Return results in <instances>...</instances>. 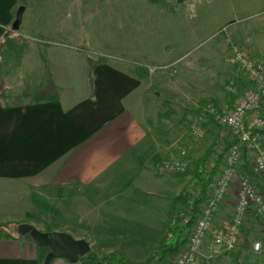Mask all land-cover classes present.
<instances>
[{
  "label": "crops",
  "instance_id": "0c3cea01",
  "mask_svg": "<svg viewBox=\"0 0 264 264\" xmlns=\"http://www.w3.org/2000/svg\"><path fill=\"white\" fill-rule=\"evenodd\" d=\"M28 2L14 32L17 1L0 0V192L6 194L5 222L67 233L87 241L98 256L120 250L141 263L165 236L173 200L188 186V177L164 175L160 169L162 162L180 157L178 149L185 142L160 139L148 126L146 114L159 97L156 77L95 62L57 42L29 39L23 28ZM30 192L38 194L36 212L56 211L55 228L28 221L34 210L23 196L18 202L12 198ZM226 202L215 218L217 227L233 213ZM63 224L68 229L60 228ZM249 239L234 251H223L213 263L244 264L239 262L251 254ZM47 253L31 239H0V264H43ZM262 253L264 258V248ZM49 264L71 263L53 259Z\"/></svg>",
  "mask_w": 264,
  "mask_h": 264
},
{
  "label": "rangeland",
  "instance_id": "374dc122",
  "mask_svg": "<svg viewBox=\"0 0 264 264\" xmlns=\"http://www.w3.org/2000/svg\"><path fill=\"white\" fill-rule=\"evenodd\" d=\"M28 4L23 28L29 39L57 42L60 47L84 53L95 62L102 60L117 68H136L156 77L159 97L146 114L148 126L160 139L174 142L182 138L185 143L178 151L179 155L180 150L186 151L187 169L218 140L213 150L215 155L208 156L205 162L215 166L212 170L204 168L208 197L220 175L226 151L223 141L230 136L207 119L202 124L205 135L197 139L190 123L207 104L220 111H230L250 87L246 75L231 63V46L252 58L264 60V0H185L183 3L176 0H30ZM230 82L235 84L233 91L228 88ZM160 94L171 101L163 100ZM246 158L249 162V157ZM255 175L248 178L264 194V176ZM188 180L187 191L197 194L200 187L191 176ZM234 189L227 198L229 210L234 207ZM5 195L0 192V225L8 220L2 208ZM21 196L34 210L28 221L39 220L44 225L41 228H55L54 209L35 211L39 206L37 192L12 194L17 202ZM225 203L221 208H226L228 203ZM17 207L20 208L19 204ZM177 214L172 218L175 235L188 239L194 225L186 227L190 210ZM247 227L250 243L260 238L255 220L248 221ZM60 228L68 229V225ZM221 253L198 263L215 264L213 260ZM261 253H251L250 259L247 257L239 263L264 264ZM177 256L166 257L161 264H172Z\"/></svg>",
  "mask_w": 264,
  "mask_h": 264
},
{
  "label": "built area",
  "instance_id": "2783aa9c",
  "mask_svg": "<svg viewBox=\"0 0 264 264\" xmlns=\"http://www.w3.org/2000/svg\"><path fill=\"white\" fill-rule=\"evenodd\" d=\"M231 63L246 75L250 87L230 111H220L207 104L191 120L190 130L195 138L201 139L205 135L202 124L208 119L228 131L231 144L222 158L219 178L201 207L186 246L172 264H197L202 256L209 260L222 251L236 250L246 240L243 228L249 219L255 220L264 235V194L241 170L247 153L253 173L264 176V60L252 58L232 45ZM234 87L235 84L230 82L229 90L233 91ZM179 156L161 163L164 175L179 174L187 169L186 151L180 150ZM205 168L212 170L215 166L207 162ZM233 189V213L225 225L217 227L215 218ZM249 247L251 253L260 254L262 240L255 238Z\"/></svg>",
  "mask_w": 264,
  "mask_h": 264
},
{
  "label": "trees",
  "instance_id": "16d2710c",
  "mask_svg": "<svg viewBox=\"0 0 264 264\" xmlns=\"http://www.w3.org/2000/svg\"><path fill=\"white\" fill-rule=\"evenodd\" d=\"M18 7L26 6L25 0H16ZM99 62L104 63L100 60ZM212 121V120H211ZM231 144V138L224 139L223 148L225 153L228 151ZM218 146V140L214 142L213 146L207 150L201 158L196 161H192V164L184 172L172 175V177H188L191 176V179L194 181L196 186L200 187V190L197 194H192L187 189H184L182 193L173 200L172 203V213L170 214V221L168 223V228L165 236L158 241V243L150 251L148 258L141 263L134 262L130 260L123 252L113 251L102 257L96 256L92 251H90L86 256L81 258L78 262L79 264H161L163 263L166 257H175L185 248L187 242V236L175 235L173 226V215L178 216L181 210H190V217L187 221L186 227L190 228L199 217L201 212V207L207 200V192L204 186L205 179V162L208 161L207 157L210 156L213 158L214 149ZM247 153L244 154L243 165L241 170L246 173L247 176L251 177L255 174L249 166V162L246 158ZM222 158V154L220 155ZM215 169V168H214ZM256 176V175H255ZM22 223L18 222H5L0 225V239H19L25 238L30 239L29 235H21L18 232V226ZM11 230V231H10ZM170 243V244H169Z\"/></svg>",
  "mask_w": 264,
  "mask_h": 264
},
{
  "label": "water",
  "instance_id": "95a60500",
  "mask_svg": "<svg viewBox=\"0 0 264 264\" xmlns=\"http://www.w3.org/2000/svg\"><path fill=\"white\" fill-rule=\"evenodd\" d=\"M185 0H176L183 3ZM25 7H18L11 25L14 32L21 26ZM18 232L21 235H29L37 248L47 249L43 264H49L53 259H64L71 264L77 263L90 252V244L85 240H75L69 234L62 232H40L30 224H20Z\"/></svg>",
  "mask_w": 264,
  "mask_h": 264
}]
</instances>
